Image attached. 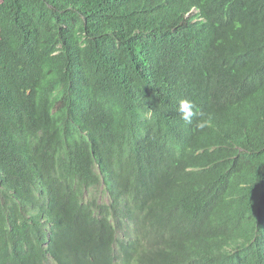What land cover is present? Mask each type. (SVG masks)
I'll use <instances>...</instances> for the list:
<instances>
[{"label":"trees","instance_id":"obj_1","mask_svg":"<svg viewBox=\"0 0 264 264\" xmlns=\"http://www.w3.org/2000/svg\"><path fill=\"white\" fill-rule=\"evenodd\" d=\"M115 237L264 264V0H0V264Z\"/></svg>","mask_w":264,"mask_h":264},{"label":"clouds","instance_id":"obj_2","mask_svg":"<svg viewBox=\"0 0 264 264\" xmlns=\"http://www.w3.org/2000/svg\"><path fill=\"white\" fill-rule=\"evenodd\" d=\"M194 104L187 99H181L179 101V108L178 111L180 113V118L185 122L187 125H191L193 123V118L196 116V112L194 111ZM209 121L206 119L201 118L197 121V127L200 129H204L208 126ZM182 148V146L178 145ZM181 149L175 148V156H179L181 153ZM148 156L140 155L138 165L146 160ZM136 168V167H135ZM134 168V169H135ZM133 169V170H134ZM105 200L108 197H104ZM103 245L109 251L112 264H147L148 258L147 255L140 252H135L134 250L122 245V243H126V239L122 238H114L112 242H106L101 240ZM56 264V263H53Z\"/></svg>","mask_w":264,"mask_h":264}]
</instances>
